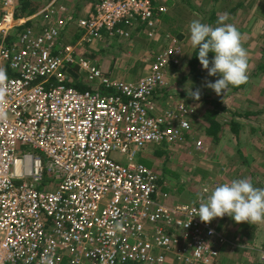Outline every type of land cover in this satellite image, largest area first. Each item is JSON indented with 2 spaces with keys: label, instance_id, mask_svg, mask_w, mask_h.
Listing matches in <instances>:
<instances>
[{
  "label": "built area",
  "instance_id": "1",
  "mask_svg": "<svg viewBox=\"0 0 264 264\" xmlns=\"http://www.w3.org/2000/svg\"><path fill=\"white\" fill-rule=\"evenodd\" d=\"M53 6L22 29L37 17L17 19L15 0H0V264H220L237 246L218 230L229 216L202 222L195 215L205 198L165 203L153 168L136 160L147 146L191 138L195 108L154 100L179 65L178 40L136 83L106 77L82 52L103 33L128 40L144 28L154 38L166 8L99 0L74 20ZM69 30L74 43L64 41ZM69 68L100 88L70 87ZM193 145L206 148L201 138Z\"/></svg>",
  "mask_w": 264,
  "mask_h": 264
},
{
  "label": "rangeland",
  "instance_id": "2",
  "mask_svg": "<svg viewBox=\"0 0 264 264\" xmlns=\"http://www.w3.org/2000/svg\"><path fill=\"white\" fill-rule=\"evenodd\" d=\"M236 5H240V8L234 13H228ZM154 6L166 8L164 16H172L174 30L183 36V39L178 41L182 53L179 66L184 65L194 51L189 30L193 20L208 23L214 16V27L221 23L234 25L242 34V44L247 51L249 82L235 92L231 91L230 85L217 95L206 87V82H214L218 76H209L206 70L200 82L191 83L182 80L181 74L169 68L165 75L164 87L167 89V96L157 104L161 108L174 100L173 102L186 103L195 108L191 139L173 148L147 146L137 154L136 160L149 163L153 168L158 180L162 181V188L165 189V192L159 190L158 195L167 204L191 205L202 194L206 199L217 186L230 183L233 179L247 178L254 186L264 188V73L254 75L253 71L256 64L264 63V60H261V50H264V0H228L218 4H214L212 0H154ZM161 25V30L157 28L152 39L143 35L136 37V33H133L128 40L112 41L106 46H103L104 43L97 44L94 45L95 48L87 50L90 53L103 50V54L97 53V60L92 61L105 75L108 73L124 83L134 82L146 73L131 68L136 66V60L140 58L147 61L145 67L148 66L168 44V40L174 38L167 33V27ZM127 54L130 57H126ZM83 78L80 76L79 79ZM188 87L192 90L200 89L201 96L216 98L226 109L219 114L218 121L223 126L217 143L205 135L204 128L207 124L203 116L207 107L192 102L187 92ZM235 112L257 115L233 118L231 113ZM233 120L242 126L237 136L229 129L228 122ZM198 138H201L206 146L203 152L194 149L193 142ZM159 151L163 154L155 155ZM113 157L118 159L117 156ZM205 189L208 191L205 192ZM218 230L237 245L231 254L225 255L220 264L259 263L260 255L264 252V222L236 223L229 217L218 222Z\"/></svg>",
  "mask_w": 264,
  "mask_h": 264
},
{
  "label": "clouds",
  "instance_id": "3",
  "mask_svg": "<svg viewBox=\"0 0 264 264\" xmlns=\"http://www.w3.org/2000/svg\"><path fill=\"white\" fill-rule=\"evenodd\" d=\"M189 30L192 47L196 50L203 69L207 70L209 76L219 77L214 82L207 81V88L220 95L229 85L238 87L247 82V51L242 44V34L234 25L221 23L214 27L200 20H193ZM209 53L213 54L211 59ZM6 80L7 72L0 68V96L6 91L3 87ZM187 92L194 100H200V89L192 90L188 87ZM5 116L0 111V118ZM226 215L236 223L264 222V188L254 186L247 178L233 179L212 190L199 204L195 216L204 223H210L213 219Z\"/></svg>",
  "mask_w": 264,
  "mask_h": 264
},
{
  "label": "trees",
  "instance_id": "4",
  "mask_svg": "<svg viewBox=\"0 0 264 264\" xmlns=\"http://www.w3.org/2000/svg\"><path fill=\"white\" fill-rule=\"evenodd\" d=\"M228 0H212V2L214 4H218L219 2H227ZM153 6H154V0H151ZM18 3V8L15 11V18L17 19H21V18H26L29 15H32L33 13H35L39 7L40 4L32 2L31 0H17ZM240 8V5H236L235 7H233L232 9L229 10L228 13H234V11ZM227 10V9H226ZM159 21L161 22V24L165 25L167 27V33L176 38L178 41H181L183 39V36H181V34H179L178 32H176L174 30V21L169 18L168 16H164V14H161L158 16ZM216 17H211L209 19L208 24L213 25L215 23ZM28 26V24H27ZM27 26H25L24 28H26ZM23 29V28H22ZM21 29V30H22ZM261 54H262V58L261 60H264V50H261ZM213 56L212 53H209V58L211 59V57ZM256 68H254V75H257L259 73H264V63H259L256 64ZM170 68L176 72L182 75V80H188V82L191 83H198L200 82L202 76L204 75V73L206 72L205 69H203L198 56H197V52L194 49L193 53L190 55V57L188 58V60L184 63V65L179 66V65H172L170 66ZM77 72V70L75 68H69L68 69V73L70 72ZM72 74V73H71ZM69 75V74H68ZM74 75V74H73ZM252 78V76L250 77ZM78 82V81H77ZM249 82V79L247 80L246 83ZM246 83L241 84L238 87H232L231 86V91L235 92L239 89H242L246 86ZM79 84V82H78ZM82 84V83H81ZM230 86V85H229ZM242 87V88H241ZM77 90L79 91H85V88H79L76 87ZM167 89L162 88L161 90L157 91L155 98L158 99L159 101L161 99H165V97L167 96V92L165 91ZM189 97V96H187ZM193 103L199 104H204L207 108L205 109V113H204V120L207 124V126L204 128L205 131V135H207L208 137H211L214 141V143L218 142V134L220 133L223 124L220 123L218 121L219 119V114L222 112H225L226 109L223 107L222 102H220L219 100H217L216 98H211L209 96H201L199 101L194 100L193 98H191ZM162 101V100H161ZM188 105V104H187ZM191 106V105H189ZM193 107V106H191ZM257 115V113H231V116L233 118H248L249 116H254ZM229 125V129L230 132L234 135H238L240 129L242 128V126L236 122L235 120L228 122ZM191 138H189L190 140ZM161 154H163L162 151L157 152L155 155L157 156H161ZM144 165L150 167L149 163L146 162H142ZM158 187L159 190L161 192H165V189L162 188V181L158 180ZM199 198H204V194H202ZM198 198V199H199ZM195 203V201H194ZM192 203V204H194ZM260 264V263H257Z\"/></svg>",
  "mask_w": 264,
  "mask_h": 264
},
{
  "label": "crops",
  "instance_id": "5",
  "mask_svg": "<svg viewBox=\"0 0 264 264\" xmlns=\"http://www.w3.org/2000/svg\"><path fill=\"white\" fill-rule=\"evenodd\" d=\"M32 2H35V3H38V4H40L39 5V7H38V9H37V11L35 12V13H33L32 15H29L28 17H26V18H21V19H32V17H37L36 19H34L33 21H31V22H28V23H26L25 24V26H27V24H28V26L27 27H29V26H33V25H36L37 26V24H40V21H39V23H38V20H41L42 18H40V17H38V14L40 13V12H42L43 10H45L47 7H49V6H51V4H53L54 3V6L53 7H67L68 8V10H69V12H70V14L74 17L73 19L74 20H76V19H78V18H82V17H85L86 15H87V13H88V11L92 8V6L96 3V2H98L99 0H31ZM18 8V3H17V0H15V9H17ZM16 11V10H15ZM63 16V15H62ZM65 17H67V16H65ZM169 18H171V19H173L172 18V16H168ZM158 20V22H157V27L161 30V22L159 21V19H157ZM174 21V20H173ZM24 26V27H25ZM24 27H23V29H24ZM21 30V29H20ZM136 34H134V35H136V37H138L139 35H143V36H146V34H147V31H146V29H141V30H138V31H136L135 32ZM138 35V36H137ZM170 36V35H169ZM78 39V34H76V33H73V32H71L70 30H69V33H68V35H67V37L66 38H64V41L66 42V43H74V42H76V40ZM118 41V40H120V39H110V38H108V36H107V34L106 33H103V35H102V38H101V40H98V41H96V42H94L93 44H91V45H85L84 47H83V49H82V52H83V54L87 57V58H89V59H91V60H97V57H96V55H97V53H101V54H103V50H99V51H96V52H93V53H90L87 49H89V48H95V46L97 45V44H102V43H104V45L103 46H106L107 44H109L110 42H112V41ZM157 41V40H156ZM95 45V46H94ZM87 50V51H86ZM90 50V49H89ZM159 53H160V51H159ZM126 57H130V55L129 54H127V55H125ZM154 60V59H153ZM152 60V61H153ZM92 61V62H93ZM145 62H147V61H143V60H141L140 58H138L137 60H136V66H133V67H131L132 69H134L135 68V70H139V72L140 71H142V72H144V71H148V68H147V66L145 67ZM115 64V63H114ZM150 64V63H149ZM109 67H110V65H109ZM111 67H113V66H111ZM137 67V68H136ZM146 69V70H145ZM72 73V74H71ZM69 74V79H70V81H69V86L70 87H73V88H75L76 89V87H79V88H85L84 90L85 91H91V90H96V89H98V88H100L99 86H100V84H88L87 82H85L84 81V79L85 78H83V80H81V79H79L80 78V76H79V74H78V71L76 72H70V73H68ZM74 74V75H73ZM104 74H105V72H104ZM139 74H141V73H139ZM106 77H108V78H111V79H113V80H116V81H119V79H116V78H113V77H111V76H109L108 75V73H106V75H105ZM140 76V75H139ZM140 78L138 77V79H136V81H134V82H129V83H136V82H138V80H139ZM79 82V84H78V82ZM119 82H121V81H119ZM82 83V84H81ZM154 100L155 101H157V102H159V100L158 99H156V98H154ZM236 243V242H235Z\"/></svg>",
  "mask_w": 264,
  "mask_h": 264
}]
</instances>
